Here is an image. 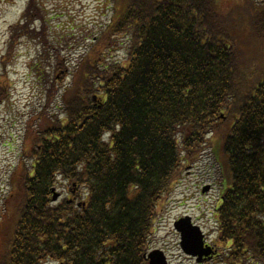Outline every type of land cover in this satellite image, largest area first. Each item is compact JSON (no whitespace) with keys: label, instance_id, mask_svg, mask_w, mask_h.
Segmentation results:
<instances>
[{"label":"trees","instance_id":"obj_1","mask_svg":"<svg viewBox=\"0 0 264 264\" xmlns=\"http://www.w3.org/2000/svg\"><path fill=\"white\" fill-rule=\"evenodd\" d=\"M113 6L60 97L65 116L43 115L25 138L31 165L7 182L0 264H147L159 202L214 141L222 262L264 264V3ZM40 11L31 0L9 53ZM120 37L126 65L106 63ZM62 183L69 195L52 203Z\"/></svg>","mask_w":264,"mask_h":264},{"label":"rangeland","instance_id":"obj_2","mask_svg":"<svg viewBox=\"0 0 264 264\" xmlns=\"http://www.w3.org/2000/svg\"><path fill=\"white\" fill-rule=\"evenodd\" d=\"M255 1L264 3V0ZM29 2L0 0V88L4 93L0 98V215L3 214V197L10 190L7 182L11 175L20 166L28 169L31 165L22 149L25 138L36 133L43 115L65 116L60 97L71 86V73L95 43L93 39L101 37L113 17V0H35L42 10L40 19L29 25L28 34L17 40L18 46L9 54L12 31L21 22ZM25 25L23 22L22 27ZM115 41L117 46L105 49L102 56L106 57V63L123 66L128 60V45L122 37ZM124 41L125 45L119 47L118 43ZM56 56L66 69L62 72L65 77L54 78ZM92 101L95 102V96ZM104 140L108 141V135ZM215 143L183 169L172 191L164 195L157 206L148 250L163 251L169 264H196L183 256L180 236L173 227L175 221L184 216H190L201 228L209 244L219 251L222 249L215 217L222 181L215 162ZM206 186L210 188L203 194ZM55 189L61 195L59 201L68 197L65 183L56 185Z\"/></svg>","mask_w":264,"mask_h":264},{"label":"water","instance_id":"obj_3","mask_svg":"<svg viewBox=\"0 0 264 264\" xmlns=\"http://www.w3.org/2000/svg\"><path fill=\"white\" fill-rule=\"evenodd\" d=\"M205 188L203 192L207 191ZM58 195L54 194L53 201L57 199ZM174 228L180 234V247L181 250L189 256L197 257L198 262L204 256H209L211 254L210 248H204L203 234L198 226L191 224V219L189 217L182 218L174 223ZM149 264H167L164 254L155 250L147 256Z\"/></svg>","mask_w":264,"mask_h":264},{"label":"flooded vegetation","instance_id":"obj_4","mask_svg":"<svg viewBox=\"0 0 264 264\" xmlns=\"http://www.w3.org/2000/svg\"><path fill=\"white\" fill-rule=\"evenodd\" d=\"M206 244H208L209 246H212L207 241H206ZM212 248L215 251V254L210 256V257H208V258H205L203 260L202 264H217L218 262H220L219 250H217L215 246H212ZM186 258L191 259V260L194 261V258H191V257H186Z\"/></svg>","mask_w":264,"mask_h":264}]
</instances>
